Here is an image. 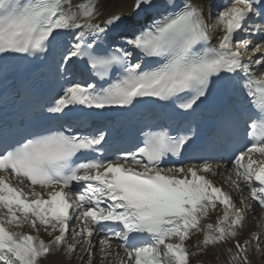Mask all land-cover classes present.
<instances>
[{"label":"snow or ice","instance_id":"obj_1","mask_svg":"<svg viewBox=\"0 0 264 264\" xmlns=\"http://www.w3.org/2000/svg\"><path fill=\"white\" fill-rule=\"evenodd\" d=\"M153 7V0L134 3L137 12ZM102 15L100 0H0V79L17 56L50 60L64 81L48 103L50 121L81 114L19 137L0 134V264H41L56 252L72 259L78 248L95 264L96 233L100 259L115 256L117 264H190L229 240L227 264H249V245L259 250L260 236L235 239L245 208L210 178L225 166L185 156L191 128L145 125L136 143L117 146L113 131L90 117L145 102L187 114L223 85L239 115L221 121L217 137L242 141L228 180L264 208V0H224L215 37L211 13L194 0H166L163 13L118 39L109 38L113 29L130 26L120 14ZM80 65L91 82L72 79ZM218 205L216 223H202ZM194 232L203 234L197 252L186 244Z\"/></svg>","mask_w":264,"mask_h":264},{"label":"bare ground","instance_id":"obj_2","mask_svg":"<svg viewBox=\"0 0 264 264\" xmlns=\"http://www.w3.org/2000/svg\"><path fill=\"white\" fill-rule=\"evenodd\" d=\"M207 0H194L195 3L199 4L203 7L205 11L206 17L207 10L205 4ZM81 0H71L72 4L80 3ZM135 0H100L101 10L103 15L100 17L101 20L107 18L111 14H120L125 19V25L130 27L120 28L116 37L120 38L124 35H130L131 31L134 28H138L141 24V20H135L132 17V9L134 8ZM224 0L220 3L222 6ZM220 6V7H221ZM215 26V25H214ZM217 30L218 27L216 26ZM219 31V30H218ZM218 34V33H217ZM211 36V35H210ZM211 37H215L214 34ZM215 42V40L213 41ZM254 43H260L259 40L254 39ZM136 55V53H134ZM79 67H83L80 65ZM260 71H264L261 69ZM259 75V73H257ZM258 155V154H257ZM232 165L226 166L220 169L215 176H210L211 179L214 180L215 184L221 186L225 191H228L232 194L234 202L237 206H241L245 208V221L241 228L237 229L238 236L235 239H239L241 241L245 239H250L253 233H256L260 236V246L264 244V210L258 209L255 212L253 205L249 201L248 197L250 196V192L248 189H244L242 192H237L232 186L230 181L228 180L229 171ZM234 178V177H233ZM241 197L244 199V204H241ZM244 197H247L246 199ZM223 214V207L218 205V207L214 210L209 211V215L202 221V223H212L215 224L217 217ZM254 214V215H251ZM250 218V219H247ZM74 226L72 222L69 225V232ZM24 231H31V229L27 226L23 229ZM35 234V233H33ZM40 235L43 239L47 240L49 237L46 233L41 230ZM99 234H94L93 242L98 241L99 243ZM203 239L202 233L194 232L191 239H189L186 244L189 246V250L191 252H197V249L193 247V245L197 244L199 241ZM68 242L72 243V237L69 234ZM100 247V246H99ZM112 247L113 250L120 252L122 255L124 253V248L120 246V244L114 239L112 240ZM227 247H232V240H229L226 244H221L215 247H208L204 250L203 254H198L190 258V264H227L224 256V249ZM233 251H235L233 247ZM75 258H72L76 263L79 261V256L81 255V250L78 249L75 253ZM74 257V256H73ZM216 257L218 259L216 260ZM248 257H249V264H264L262 258L264 257V252L259 249H256L255 241H252L249 245L248 249ZM72 259H68L62 252H56L54 254H49L46 258H44L41 264H73ZM106 259V258H105ZM107 260V259H106ZM108 261H111V264H117L115 256L109 257ZM74 263V264H76ZM109 263V262H108ZM86 264V261H85Z\"/></svg>","mask_w":264,"mask_h":264},{"label":"rangeland","instance_id":"obj_3","mask_svg":"<svg viewBox=\"0 0 264 264\" xmlns=\"http://www.w3.org/2000/svg\"><path fill=\"white\" fill-rule=\"evenodd\" d=\"M206 2H207V4H206L207 14L211 13V16L209 17V20H208L209 28H212L213 29V33L217 35L218 30L216 28V26H217L216 15H217L218 10L220 9V5H219L220 0H207ZM244 198L246 199L247 197H244ZM251 215H254V214H251ZM73 224H74V222H73ZM94 244H96V249H94V253H93L95 264H110V261H108V258H106L107 260L106 259H103V260L100 259L101 254H100V251L98 250L99 249L98 241L94 242ZM262 250H264V245L262 247ZM81 255H82V253H81ZM73 256H74L73 258H75V255H73ZM87 259H88V257L84 256L83 259L79 258L78 259L79 261H77V263L73 259H72V261H73V264L74 263H76V264H85V261H86V264H87ZM262 261L264 263V257L262 258Z\"/></svg>","mask_w":264,"mask_h":264}]
</instances>
